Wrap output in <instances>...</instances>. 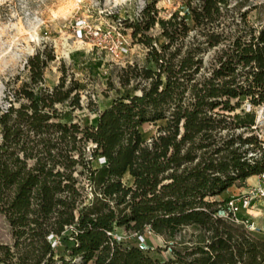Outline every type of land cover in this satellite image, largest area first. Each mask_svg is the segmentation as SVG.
Segmentation results:
<instances>
[{
	"label": "trees",
	"instance_id": "16d2710c",
	"mask_svg": "<svg viewBox=\"0 0 264 264\" xmlns=\"http://www.w3.org/2000/svg\"><path fill=\"white\" fill-rule=\"evenodd\" d=\"M234 1L187 0L161 18L153 0L139 18L117 20L144 59L116 66L132 92L88 124L70 117L84 103L64 62L59 83L45 82L52 47L28 59L29 81L7 82L0 214L13 244H0V264H264V234L218 217L232 187L264 174V28ZM145 125L158 127L148 141ZM188 227L196 240L179 242ZM118 230L136 236L119 242ZM148 230L174 243L169 258L141 248Z\"/></svg>",
	"mask_w": 264,
	"mask_h": 264
},
{
	"label": "rangeland",
	"instance_id": "374dc122",
	"mask_svg": "<svg viewBox=\"0 0 264 264\" xmlns=\"http://www.w3.org/2000/svg\"><path fill=\"white\" fill-rule=\"evenodd\" d=\"M151 1L153 0H0V105L7 107V82H14L19 78L17 86L20 87L23 82L29 81V71L25 65L39 48L47 45L55 49L57 56L46 71L47 86L53 88L59 83L61 63L64 62L70 73H74L81 82L84 103V109L76 110L70 117L88 124L96 116L94 110H102L120 95L132 92L118 85L116 66H125L128 62L141 63L145 55L144 47L133 43L132 32L126 30L124 33L130 37L131 52L128 57L116 60L109 49L118 44V37L109 31L118 26L117 20L133 21L139 18ZM157 1L160 17L166 18L185 5L187 0ZM230 8L239 14L247 13V22L253 28H264V0H235ZM98 32L100 35L96 36ZM151 33L162 41L158 27ZM89 62H98L102 67L96 70ZM109 78L116 89H111ZM257 119L259 133L264 140V106L257 109ZM160 125L164 123L157 124ZM157 126H144L145 140H150L157 133ZM129 179L131 178L127 177L125 181L129 182ZM260 184L259 178L251 179L246 185L237 183L230 195L244 199ZM240 216L264 227V198L253 196L250 211L244 209ZM126 233L129 238L136 236L131 232ZM196 235L197 232L188 227L176 239L179 242L195 241ZM144 237L155 255L165 259L171 256L168 247L170 241L165 236L146 232ZM0 244H13L11 227L1 214Z\"/></svg>",
	"mask_w": 264,
	"mask_h": 264
},
{
	"label": "built area",
	"instance_id": "2783aa9c",
	"mask_svg": "<svg viewBox=\"0 0 264 264\" xmlns=\"http://www.w3.org/2000/svg\"><path fill=\"white\" fill-rule=\"evenodd\" d=\"M121 23H118V26L112 27V30H110V33H113L115 36L118 37V44L110 47L109 52L110 54L116 59L119 60V58H125L130 55L131 47H130V37L127 36L120 28ZM100 33H96V36H99ZM101 164H105L104 159H99ZM259 179L261 181V184L258 188H255L251 190L249 193V196H247L244 199L233 197L229 202L226 203L225 208H223L221 211H219L218 217L229 219L230 221L234 222L235 224H242L247 227V229L250 232H256V233H262L264 234V227L257 226L256 222L248 221L240 216V213L242 210L250 211L251 207V200L253 199V196H259L260 198H264V174L259 176ZM149 234H153L150 230L147 231ZM114 239L118 240L119 242H124V240L130 239L127 236V233L125 230H118L114 234H111ZM138 240L140 241V246L144 250H149L150 247L146 244V240L144 235H140L138 237ZM49 241L52 242L53 248H57L59 245V242L53 237H49ZM174 243H170L169 246H172Z\"/></svg>",
	"mask_w": 264,
	"mask_h": 264
},
{
	"label": "crops",
	"instance_id": "0c3cea01",
	"mask_svg": "<svg viewBox=\"0 0 264 264\" xmlns=\"http://www.w3.org/2000/svg\"><path fill=\"white\" fill-rule=\"evenodd\" d=\"M255 178L258 179L259 176H253V177H251V179H255ZM251 179L247 180L245 183H241V185H246L247 183L251 182ZM234 187H232L231 190L229 191L230 194H232L234 192ZM241 189L246 191V189L244 187H242Z\"/></svg>",
	"mask_w": 264,
	"mask_h": 264
},
{
	"label": "bare ground",
	"instance_id": "6f19581e",
	"mask_svg": "<svg viewBox=\"0 0 264 264\" xmlns=\"http://www.w3.org/2000/svg\"><path fill=\"white\" fill-rule=\"evenodd\" d=\"M129 177V176H128Z\"/></svg>",
	"mask_w": 264,
	"mask_h": 264
}]
</instances>
